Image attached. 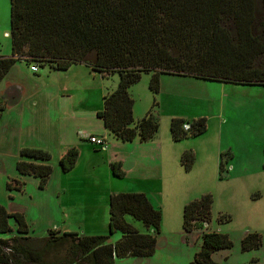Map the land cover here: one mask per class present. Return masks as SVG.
I'll use <instances>...</instances> for the list:
<instances>
[{"label": "rangeland", "instance_id": "1", "mask_svg": "<svg viewBox=\"0 0 264 264\" xmlns=\"http://www.w3.org/2000/svg\"><path fill=\"white\" fill-rule=\"evenodd\" d=\"M3 5L0 56H10L9 0ZM30 64L17 61L0 82V93L12 84L23 88L20 103L1 111L0 204L24 208L30 235L45 236L58 226L63 232L107 235L115 243L122 233L109 230L110 192H142L162 214L156 249L147 257L115 258L114 264H190L201 248L202 232L211 230L232 240L228 249L213 252L218 264H264L263 85L162 74L159 91L153 92L151 73L144 72L129 87L134 117L138 120L152 109L160 127L149 141L124 142L108 134L96 112L103 108L102 96L117 87L116 73H101L84 64L60 72L47 63H39L33 72ZM33 100H38L37 106ZM174 117L189 122L205 117L206 130L174 141L170 133ZM91 132L104 136L105 144L84 137ZM158 141L163 142V153ZM73 146L77 161L64 171L60 156ZM22 147L50 153L46 163L52 172L43 188L38 186L39 177L17 170V161L25 159ZM187 150L194 154L188 170L182 163ZM119 161L123 177L112 173V163ZM16 179L23 181L21 188H8L17 185ZM205 193L213 197L211 220L206 227L187 232L184 205ZM124 219L141 233L153 231L129 214ZM10 223L13 231L6 236L16 234L15 221ZM250 232L260 234L261 245L243 250L242 239Z\"/></svg>", "mask_w": 264, "mask_h": 264}, {"label": "trees", "instance_id": "2", "mask_svg": "<svg viewBox=\"0 0 264 264\" xmlns=\"http://www.w3.org/2000/svg\"><path fill=\"white\" fill-rule=\"evenodd\" d=\"M9 5L12 53L0 56V82L17 61L38 67L47 63L56 70L84 64L101 73H116L118 85L102 96L97 116L108 134L124 142L149 141L160 127L152 109L138 120L133 114L129 87L144 72L151 73L153 92L159 91L162 74L264 86V0L259 5L256 0H9ZM5 108L0 99V117ZM186 122L182 117L171 119L172 140L206 130L205 117L191 119L188 130L183 129ZM20 155L25 159L16 163L19 173L39 177L43 188L52 172L46 163L50 153L22 147ZM77 157V148H68L59 159L63 170H70ZM193 161L192 151L182 154L187 170ZM111 168L123 177L120 162ZM15 181V187H7L20 189L23 181ZM212 203V194L205 193L185 204L184 230L206 227ZM109 206V230L122 233L115 243L107 235L55 228L45 236H32L24 212L0 204V264H114L115 258L151 256L160 232V209L142 192H111ZM126 214L153 231L139 232L126 222ZM11 219L16 234L6 236L13 231ZM201 240L190 264H218L213 252L232 245L228 234L215 230L202 232ZM241 245L243 250L260 246V234L248 233Z\"/></svg>", "mask_w": 264, "mask_h": 264}, {"label": "water", "instance_id": "3", "mask_svg": "<svg viewBox=\"0 0 264 264\" xmlns=\"http://www.w3.org/2000/svg\"><path fill=\"white\" fill-rule=\"evenodd\" d=\"M7 34H9L7 32ZM23 95V88L20 85L12 84L8 85L2 93H0V99L4 101L7 107H13L20 103Z\"/></svg>", "mask_w": 264, "mask_h": 264}, {"label": "crops", "instance_id": "4", "mask_svg": "<svg viewBox=\"0 0 264 264\" xmlns=\"http://www.w3.org/2000/svg\"><path fill=\"white\" fill-rule=\"evenodd\" d=\"M6 1V0H5ZM4 0H0V14L2 13L1 11L3 10L4 11ZM78 65L79 64H75L74 66H77L78 67ZM60 72H63L62 70H59ZM34 72V71H33ZM23 96V95H22ZM34 101V104L37 106L38 105V100H33ZM18 105V104H17ZM7 107V106H6ZM5 110V109H4ZM4 110H2V111H4ZM134 111H135V109H134V107H133V114H134ZM96 112H97V110H96ZM2 115V114H1ZM141 118V117H140ZM105 128V127H104ZM91 133H93V132H91ZM94 134V133H93ZM159 143V146L161 147V151H162V153H163V142H160V141H158ZM41 149H43V148H41ZM67 151V150H66ZM65 151V152H66ZM64 152V153H65ZM63 153V154H64ZM62 154V155H63ZM61 157V156H60ZM121 164H122V162L121 161H119ZM123 169V168H122ZM111 193V192H110ZM110 195V194H109ZM8 210L9 211H12V210H20V211H23L24 212V208H22V206L21 205H19L18 203L15 205V208H8ZM25 214V213H24ZM25 219H26V217H25ZM26 221H27V219H26ZM55 227V229L56 230H59L60 232H63V230H61L60 228H58V226H54ZM50 229V228H49ZM65 232H66V230H65ZM83 233H85L84 231H83Z\"/></svg>", "mask_w": 264, "mask_h": 264}, {"label": "built area", "instance_id": "5", "mask_svg": "<svg viewBox=\"0 0 264 264\" xmlns=\"http://www.w3.org/2000/svg\"><path fill=\"white\" fill-rule=\"evenodd\" d=\"M30 70L36 72V71H38V66L32 64V65H30ZM189 128H190V123H184L183 124L184 130H188ZM84 137H86L90 142L97 143V144H105V141H106L104 136H97L93 133H90L88 135H84Z\"/></svg>", "mask_w": 264, "mask_h": 264}]
</instances>
